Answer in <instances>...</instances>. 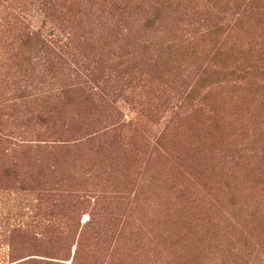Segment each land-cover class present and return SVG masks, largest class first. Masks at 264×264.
Segmentation results:
<instances>
[{"label":"rangeland","instance_id":"1","mask_svg":"<svg viewBox=\"0 0 264 264\" xmlns=\"http://www.w3.org/2000/svg\"><path fill=\"white\" fill-rule=\"evenodd\" d=\"M0 264H264V0H0Z\"/></svg>","mask_w":264,"mask_h":264}]
</instances>
